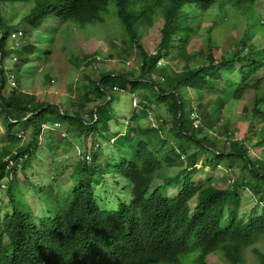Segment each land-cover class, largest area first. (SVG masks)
Returning a JSON list of instances; mask_svg holds the SVG:
<instances>
[{"label":"trees","instance_id":"16d2710c","mask_svg":"<svg viewBox=\"0 0 264 264\" xmlns=\"http://www.w3.org/2000/svg\"><path fill=\"white\" fill-rule=\"evenodd\" d=\"M20 1L32 2L21 24L41 29L47 20L52 32L69 35L73 24L102 22L110 0H0V138L8 140L0 149V264H209L211 254L229 264H248L251 246L257 263L264 264V249L254 246L264 242V159L249 155L250 141L264 150V29L246 16L254 10L246 5L245 27L232 49L223 52L211 37L214 19L204 46L189 50L216 3L242 9L257 0H115L120 42L135 46L134 52L131 43L123 50L137 54V61L130 69L86 75L81 112L36 100L21 82L9 88L7 43L16 28L14 13L9 19L7 13ZM159 17L160 37L150 51L139 31ZM33 49L31 43L30 53ZM86 58L85 64H92L96 54ZM161 59L168 62L161 65ZM249 90L254 96L243 103ZM130 94L136 105L124 120L122 143L136 142L131 156L120 155L119 163L103 159L106 149L90 150L88 144L109 140L110 123L121 124L118 109ZM237 103L244 104L241 118L248 124L242 137L224 112ZM47 123L66 124L70 140L85 146L84 154L70 159L69 184L53 180L50 204L28 209L19 180L36 190L32 172ZM212 133L228 139L221 142ZM109 164L123 181L114 205L103 204L97 191ZM164 168L177 172L156 184ZM219 169L217 180L212 173ZM242 186L254 192L260 209H241ZM41 192L39 187L43 200Z\"/></svg>","mask_w":264,"mask_h":264},{"label":"rangeland","instance_id":"374dc122","mask_svg":"<svg viewBox=\"0 0 264 264\" xmlns=\"http://www.w3.org/2000/svg\"><path fill=\"white\" fill-rule=\"evenodd\" d=\"M217 4V3H216ZM214 5L202 19V26L198 31V35L193 38L190 43L189 50H196L199 47L204 46L208 39L207 29L212 20L216 19L217 22L211 30V37L215 43L219 44L222 51L233 48L234 36L238 37V34L244 29V17L246 5H250L254 10L250 11L246 16L253 17L256 27L259 30L264 29V0H257L255 3H246L240 7H235L232 3L224 5ZM32 2L15 3L14 7L7 13L8 19L11 13H14L15 18L13 24L16 30L21 29V25L25 27V34L21 37L19 30L16 31V35L13 36L7 43V57H6V70L8 74V85L10 89H16L15 84L20 82L23 84L22 89L25 92L35 95L36 100H44L52 103H59L61 107L68 108L71 112L79 111L82 109L79 107V95L81 93V86L87 81L86 75H94L101 71L119 70L121 67L128 66L130 69V62H136L138 55L133 56L126 54L125 49L130 43L120 42L124 37L123 30H121V22L117 15V7L115 0H110L107 10L104 14V20L102 22L90 23L85 28L73 24L70 27V34H55L48 27L49 22L44 21L41 29L35 28L30 30L29 26L25 23H20V20L29 12ZM141 4L138 6V8ZM161 17L156 18L152 25L140 28L139 35L142 43L145 47L153 51L157 40L160 37V25ZM213 23V22H212ZM55 36L54 42L51 43V37ZM260 38V36H256ZM258 40V39H255ZM53 41V40H52ZM113 41L117 44L113 47ZM33 44V52L30 53L29 45ZM125 43V44H124ZM132 44V43H131ZM51 49V54L47 56L46 49ZM132 52L135 51V46L132 44ZM229 51V50H228ZM96 54V61L92 64H85L87 54ZM122 55L119 57L118 55ZM76 56V60L74 58ZM18 56V61H13L12 57ZM112 56V57H110ZM23 62V68H20V63ZM168 62V59H161L160 64L163 65ZM231 96V92H229ZM254 96L252 90L247 91L243 96V103H249ZM132 94L128 95V98L124 100V106L119 107L117 117L121 121L119 126L115 127L114 123H110L111 128L107 132L109 140L90 141L88 148L90 150H96L98 147H104L106 149L104 158H113L118 163L120 162V155L126 157L131 156L133 145L135 141L122 143V135L126 130L127 123L124 120L129 118V114L132 112L136 103ZM243 103H237L234 106L230 104L224 109L226 118L231 122V128L238 129L237 137H242L244 132L248 128L246 119L241 118ZM94 105V103H91ZM88 109V107H87ZM197 121H194L196 124ZM114 131H121L119 134H114ZM3 131L0 128V135ZM24 144L28 138V134H23ZM211 135V134H210ZM213 137L217 136L212 133ZM221 142L228 139L225 134L218 135ZM57 140V141H56ZM8 141L6 138H0V149L4 143ZM254 141H250L251 149L249 152L252 158L264 159V150H260V146H254ZM80 149V151H79ZM83 147L75 145L70 140V134L66 130V124L47 123L43 127L41 135L38 157L34 162V169L32 172V181L36 184V190L31 191L24 181L19 180V184L23 187V193L25 200L23 204L28 209L42 208L46 203H49L51 196L50 186L54 179L58 178V181L67 182L69 184V172L71 171L69 163L70 159H76L84 154ZM115 152V154H114ZM87 160H91L90 152L86 155ZM219 165V164H218ZM199 166H201L199 164ZM221 166V165H219ZM177 169L164 168L158 172L156 178V184L164 183V179L176 173ZM29 173V169L27 170ZM108 176L102 181L101 188H98V194L104 195L102 203L105 205L115 204V193H120L122 178L119 173L114 172L113 164H109L107 167ZM215 178L218 180V176L223 174V170H216L213 172ZM116 179V181H115ZM119 185V186H118ZM225 186L226 183L221 184ZM39 187L42 188L41 195L43 200L38 196L37 191ZM41 191V190H40ZM175 188L171 189L168 193H175ZM241 191L243 193L241 209H251L256 207L260 209L261 203L259 199L254 195V192L246 187L242 186ZM127 192V191H126ZM125 192V193H126ZM2 196L0 193V201ZM4 208H0V212H3ZM264 249V242H258L254 245ZM248 264H259L257 258L252 252V246L247 249L246 252ZM209 264H229L225 262L224 258L220 255L211 254L207 259ZM192 264L191 262H187Z\"/></svg>","mask_w":264,"mask_h":264},{"label":"clouds","instance_id":"9594fccd","mask_svg":"<svg viewBox=\"0 0 264 264\" xmlns=\"http://www.w3.org/2000/svg\"><path fill=\"white\" fill-rule=\"evenodd\" d=\"M17 30H19V32H20V35H21V37H23L24 36V31L22 30V29H17ZM16 29L12 32V34H11V39L14 41V40H16V39H14L13 38V36H15L16 35V31H17ZM13 61H16V56H13ZM61 107V106H60ZM61 109H62V107H61ZM56 124V123H55Z\"/></svg>","mask_w":264,"mask_h":264}]
</instances>
